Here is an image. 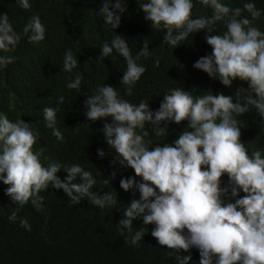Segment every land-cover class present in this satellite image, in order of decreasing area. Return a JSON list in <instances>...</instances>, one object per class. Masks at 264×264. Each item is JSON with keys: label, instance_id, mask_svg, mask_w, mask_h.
<instances>
[{"label": "clouds", "instance_id": "clouds-1", "mask_svg": "<svg viewBox=\"0 0 264 264\" xmlns=\"http://www.w3.org/2000/svg\"><path fill=\"white\" fill-rule=\"evenodd\" d=\"M136 2L153 29L166 30L163 39L172 48L198 31L211 33L205 36L211 54L201 56L193 67L219 79L224 86L231 87L239 79L246 81L248 87L237 89L235 102L233 96L223 93L194 96L181 88L170 89L155 111L143 100L131 103L116 88L105 84L86 99L88 120L112 118L103 125L105 141L114 149L119 164L135 173L119 182L124 191L133 189L140 194L124 209V218L119 220L122 229L130 233L125 241L139 246L148 229L140 227L131 234L132 221L142 219L144 225H155L151 235L159 245L177 253L179 264L191 260L190 254L180 256L181 250L190 253L191 248L199 250V264H264V155L255 146L249 154L240 139L241 127L245 125L237 119L251 109L264 119V31L255 24L261 11L252 0L243 3L242 8H231L221 0H196L199 5L211 8L212 15L193 19V0ZM17 3L24 10L32 7L29 0ZM110 3L112 0H103L99 13L106 24L116 29L121 22L117 12L126 11L127 0H114L115 12L109 10ZM243 12L249 15L244 16ZM221 21L226 31L215 34L217 22ZM22 35L30 43L45 39L39 15L30 18L21 34L14 30L7 13L0 14V52H15ZM114 50L126 61L121 84L126 86L125 94L131 96L146 71L137 61L150 55L148 42H143L134 57L126 40L118 34L110 44L103 43L97 61L109 57ZM16 59L0 55V68H7ZM77 66V58L71 49L67 50L63 70L71 73ZM82 79V74H77L69 80L67 88H80ZM63 101L64 97H59V102ZM58 111L45 107L43 118L57 140L63 141L57 127ZM182 121H187L191 130L180 132L172 144L156 143L149 150L153 143L146 139L150 136L146 125L151 126L156 137L165 138L168 122ZM38 137L33 125L22 119L13 122L0 113V180L9 185L6 195L21 208L30 201L37 211H43L44 197L39 193L47 190L49 184L62 189L73 205L83 199L100 209L116 203L117 195L112 192L101 195L93 191L97 180L82 165L50 161L45 167L41 162L43 148L33 150ZM97 154L105 156L102 149ZM61 169L67 173L63 179L57 175ZM225 174L228 184L222 187ZM115 176L113 171L110 178ZM135 177L141 179L137 181ZM103 184L109 185L110 179H103ZM241 191L243 196L239 195ZM16 219L13 212L9 220ZM20 225L31 230L26 219H21Z\"/></svg>", "mask_w": 264, "mask_h": 264}, {"label": "trees", "instance_id": "trees-1", "mask_svg": "<svg viewBox=\"0 0 264 264\" xmlns=\"http://www.w3.org/2000/svg\"><path fill=\"white\" fill-rule=\"evenodd\" d=\"M32 7L22 9L17 0H0V14L7 13L14 30L22 34L23 27L34 15H39L45 27V39L38 43L28 42L21 36L15 52L0 55H12L17 59L7 68H0V113L11 121L22 119L33 125L39 133L34 151L43 148L41 162L46 167L50 161L62 164H80L91 171L97 180L94 192L101 195L112 192L117 195L116 203L110 208L100 209L87 199L80 204H70L69 197L62 189H55L49 184L47 190L39 195L44 197L43 211H37L29 201L22 208L6 195L9 185L0 180V264H179L177 253L159 245L151 235L154 224L144 225L142 219L132 221L134 234L140 227L145 233L139 246L125 241L130 233L122 229L119 220L123 211L133 199H139V192L133 189L124 191L120 188V179L135 176L134 170L122 167L114 149L107 145L102 129L105 122L112 118L90 121L85 113L86 99L93 95L99 86L109 85L117 89L120 95L133 104L141 100L149 103V108L157 110L163 96L170 89L181 88L194 96L220 94L233 96L239 87H248L246 81L234 80L231 87L224 86L219 79H213L193 64L201 56L211 54V46L206 43V30L191 34L175 48L170 47L163 36L166 30H155L151 21L145 20V13L136 0H127L126 11L121 16L120 25L112 29L99 13L103 0H29ZM146 2V0H145ZM231 8L243 7L248 0H221ZM261 11L256 26L264 31V0H252ZM193 19L197 16H211L212 9L205 8L193 0ZM114 0L109 4L113 8ZM242 15L248 16L247 12ZM226 28L223 22H217L215 34H223ZM121 35L128 43L135 57L143 42H148V57H141L137 63L146 71L132 90V95L125 94L126 86L121 78L126 71V61L115 50L101 62V47L105 41L109 44L116 35ZM71 49L77 58L78 66L67 73L63 70V58ZM182 66V67H181ZM82 74L83 79L78 89L67 88L70 79ZM63 96V103L59 97ZM58 108L57 127L64 136L60 141L46 127L43 108ZM244 124L241 127V141L251 154L253 146L264 155V119L255 109L238 116ZM164 122H161V126ZM153 145L156 143L172 144L180 132L191 130L187 121L180 124L168 122V135L156 137L151 126L146 125ZM102 149L105 156L97 154ZM47 157V159H45ZM115 161V162H114ZM115 171L116 176L110 178ZM57 175L63 179L67 173L61 169ZM103 179H110L105 186ZM139 181L140 177H135ZM78 182V181H77ZM228 184V177H222L221 186ZM240 196L244 193L241 191ZM239 198V197H237ZM234 202V199L231 201ZM15 212V222L9 216ZM26 219L31 226L27 230L20 225ZM187 230L185 229V234ZM171 253V255H169ZM191 255L187 264H199L197 248L189 252L181 250L180 256Z\"/></svg>", "mask_w": 264, "mask_h": 264}]
</instances>
